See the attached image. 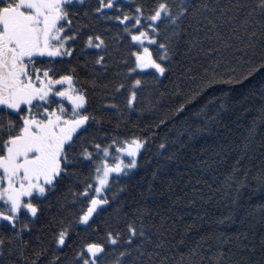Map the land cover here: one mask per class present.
I'll use <instances>...</instances> for the list:
<instances>
[{
  "label": "trees",
  "instance_id": "16d2710c",
  "mask_svg": "<svg viewBox=\"0 0 264 264\" xmlns=\"http://www.w3.org/2000/svg\"><path fill=\"white\" fill-rule=\"evenodd\" d=\"M121 2L132 14L137 4L147 9L154 0ZM206 2L211 10L190 13L185 19L169 71L157 80L142 77L145 86L138 94L136 110L124 108L125 93L116 102L127 117L116 110L106 113L108 127L119 123L121 131L147 135L150 142L139 155L141 167L132 179H122L112 190L141 183L104 207L92 221L99 231L90 235L102 238L109 228L123 231L125 213L131 212L137 190L147 187L153 169L163 164L152 181L153 194L140 201L146 208L144 223L152 242L147 250L160 245L150 264H264V16L252 12L256 0ZM200 3L192 0L193 6ZM97 6V0H84V6L75 9L72 29L78 30V37L68 45L75 51L62 61L77 68L78 86H88L104 71L93 63L98 56H106V75L97 79L98 85L134 66L130 37L118 22L93 13ZM103 11L109 17L117 14L112 9ZM88 35H100L106 51L85 47ZM150 47L155 52L156 46ZM98 91L89 90L91 108L98 102ZM162 141L168 147L158 156ZM169 155L173 158L165 162ZM87 175L85 165L81 176ZM73 179L39 201V215L22 236L27 241L23 258L5 247L0 250L3 264H32L33 253L40 249L39 264H72L80 237L88 231L78 223L87 202L74 203L69 192ZM59 221H76L64 246L53 240Z\"/></svg>",
  "mask_w": 264,
  "mask_h": 264
},
{
  "label": "snow or ice",
  "instance_id": "6c2138e0",
  "mask_svg": "<svg viewBox=\"0 0 264 264\" xmlns=\"http://www.w3.org/2000/svg\"><path fill=\"white\" fill-rule=\"evenodd\" d=\"M97 4L92 12L118 22L130 37L134 66L98 85L97 79L106 75V56H98L93 63L104 71L88 86H78L77 68L67 67L62 61L70 59L75 51L68 46L78 37L72 21L78 14L75 9L83 7L84 0H0V250L7 247L9 253L16 251L23 258L27 241L22 236L39 215V201L74 178L69 192L74 203L87 202L78 223L88 231L80 237L72 264H150L160 245L147 250L152 242L144 223L146 208L140 201L153 194L152 181L163 164L153 169L147 187L137 190L131 212L125 213L123 231L109 228L102 238L90 235L99 231L92 227V221L104 207L141 183L112 190L122 179H132L141 167L139 155L150 142L147 135L121 131L119 123L108 127L110 117L106 113L116 110L127 117V111H121L116 102V97L125 93L124 108L136 110L138 94L145 86L142 77L157 80L169 71L185 19L190 13L195 16L211 9L206 0L196 6L192 0H154L147 9L137 4L132 14L121 0H97ZM105 9L117 14L109 17ZM256 11L264 16V0L252 5V12ZM84 44L101 52L107 48L100 35H88ZM150 46H156L155 52ZM127 63L123 61L124 66ZM129 74L137 78L131 79ZM90 88L99 89L94 108L90 107ZM167 147V141H162L157 155ZM172 158L169 155L164 159ZM85 165L88 175L81 176ZM75 223L58 222L59 230L53 229L57 246L68 243ZM42 252L33 253L36 259L32 264H39Z\"/></svg>",
  "mask_w": 264,
  "mask_h": 264
}]
</instances>
